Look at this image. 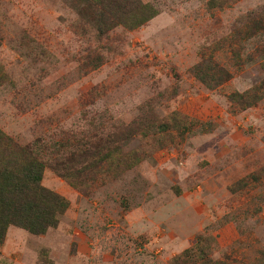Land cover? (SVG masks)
<instances>
[{
	"label": "rangeland",
	"instance_id": "rangeland-1",
	"mask_svg": "<svg viewBox=\"0 0 264 264\" xmlns=\"http://www.w3.org/2000/svg\"><path fill=\"white\" fill-rule=\"evenodd\" d=\"M108 1L0 0V128L46 150L42 183L70 203L46 233L9 226L0 264H171L196 246L264 264V0H122L156 14L101 35ZM131 125L96 165V141Z\"/></svg>",
	"mask_w": 264,
	"mask_h": 264
},
{
	"label": "trees",
	"instance_id": "trees-1",
	"mask_svg": "<svg viewBox=\"0 0 264 264\" xmlns=\"http://www.w3.org/2000/svg\"><path fill=\"white\" fill-rule=\"evenodd\" d=\"M121 1L109 0L95 15L96 28L101 35H105L122 21L126 27L132 28L156 14L148 5H143L139 11L129 13L124 11L127 8L124 2L120 4ZM134 132L135 128L131 125L125 134H122V130L114 129L104 138L98 139L95 152H91L94 163L101 164L110 158V151L104 149L109 147L115 150L122 136L128 137ZM54 144L55 149L60 151V147ZM73 145L76 143L68 144ZM45 154L46 150L40 149L35 143L20 144L0 128V245L9 226L25 228L32 234H43L49 228L58 225V216L70 206L68 199L42 183ZM196 247L198 248L196 254L186 249L179 257L173 258L171 264H211L212 261L204 253V249Z\"/></svg>",
	"mask_w": 264,
	"mask_h": 264
}]
</instances>
